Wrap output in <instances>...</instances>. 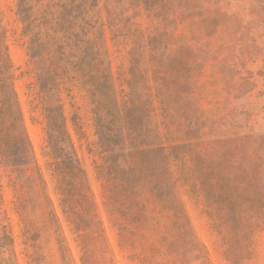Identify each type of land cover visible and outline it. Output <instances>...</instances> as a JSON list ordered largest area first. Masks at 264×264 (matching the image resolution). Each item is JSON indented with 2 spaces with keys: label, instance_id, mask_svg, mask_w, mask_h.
<instances>
[{
  "label": "rangeland",
  "instance_id": "rangeland-1",
  "mask_svg": "<svg viewBox=\"0 0 264 264\" xmlns=\"http://www.w3.org/2000/svg\"><path fill=\"white\" fill-rule=\"evenodd\" d=\"M19 1L0 0L1 52L34 160L22 176L0 163V228L17 264H264V0H26L28 24L44 44L59 8L74 2L77 12L54 46L41 49L64 48L50 94L51 108L61 107L54 116L65 119L54 147L36 98L47 66L41 54L31 59ZM79 55L92 61L87 86L70 72ZM96 113L106 123L115 114L123 154L132 153L117 158L113 181L99 155ZM11 140L5 149L15 153ZM129 159L133 188L123 174ZM68 160L86 178L84 239L60 208L53 166L68 169ZM19 202L34 225L28 238Z\"/></svg>",
  "mask_w": 264,
  "mask_h": 264
},
{
  "label": "trees",
  "instance_id": "trees-1",
  "mask_svg": "<svg viewBox=\"0 0 264 264\" xmlns=\"http://www.w3.org/2000/svg\"><path fill=\"white\" fill-rule=\"evenodd\" d=\"M71 9L67 10V8H59L58 19L52 24L50 29L49 27H45V32L47 37L50 36V39L47 43H42L38 34L40 32H36L37 28L34 26L33 22L28 24L30 20L29 9H27L26 0H20L18 4V15L21 17L22 24H27V29L31 30V59L32 61H36L43 56V64L47 66L46 70H41L39 75L37 76V87H38V98L40 100V105H42L47 119V132H48V142L49 145L55 146L56 141L54 139V134L58 133L57 131V120L60 122V126L65 128V119L62 114H59L58 117L54 116V111H60L61 107L51 108V99L50 94L52 90L59 81L61 80L62 74L61 67L59 63L56 61H60L63 59V46H58L55 49V52H51L49 49L44 50L45 45L51 44L54 46V41L60 36L61 30L65 27L68 21L71 20L72 16L77 14L74 8V2L70 4ZM79 10V16L82 17L83 12L80 6L77 7ZM61 18V19H60ZM64 19L63 22L62 20ZM82 19V18H81ZM50 30V31H49ZM88 30V27L85 25L83 27V31ZM27 32V33H29ZM50 32L54 34L51 35ZM67 33V32H66ZM65 33V34H66ZM87 32L83 37L86 38ZM69 36V34H67ZM67 37H64L66 39ZM86 46V42L84 38H82L78 42L79 53ZM62 47V48H61ZM39 55H37L38 53ZM45 52V53H44ZM44 54V55H43ZM75 57V56H74ZM77 57V56H76ZM75 57V58H76ZM79 62L74 64L71 71L72 73H77L79 75V79L77 81L81 82V85L87 86L89 84V80H93L91 75V71L87 69V66L92 64L91 59L84 55H79ZM73 65V64H72ZM86 66V67H85ZM11 64L10 60L4 51V54L1 52V44H0V163L8 164L15 169L16 172L21 174V176L28 171L27 169L22 170L23 167H27L28 165L34 163L30 144L28 142V138L23 126V118L20 111V104L17 98V94L14 90L13 85V76L11 75ZM74 80V78L72 79ZM96 121V135L99 139V155L104 159L106 164V170L108 171L107 175L111 177V169L112 166L117 162V158H130L132 153H128V155H124V151L126 150L125 145V135L121 127L116 125L117 117L115 114H109L108 117L111 118L109 123H106L104 117L99 115V113L95 114ZM106 117V118H108ZM130 137V135L128 136ZM127 137V138H128ZM9 139L11 141H16L18 144V149L15 153L11 151H7L5 149L6 142ZM57 139V138H56ZM118 149V150H117ZM123 154V155H122ZM116 157V158H115ZM111 159H114V162H111ZM116 160V161H115ZM68 169H63L62 164H54V176L57 182V192L60 196V208L62 215L66 218V220H75L76 225V233L78 234L79 239H84V235L81 234L83 232L80 229V224L83 221V217H86L87 213L84 210V206L89 203V198L87 195L86 189V178L82 169L78 166L79 164H75L72 160H68ZM124 176L127 178L128 186H135L132 181V176L136 174V166L130 161H127L126 169L123 171ZM109 181H113V178ZM40 196L37 201H39ZM39 206L35 205L34 207ZM136 209L139 210L140 214L146 213V208L139 207V204L134 201L133 204ZM25 206H21L20 202L17 205V209L20 212L21 221L23 224L24 235L28 238L30 237L33 231V224L27 220V215L25 214ZM132 209L129 210V213ZM51 219L54 223H58L55 215H51ZM137 224V223H134ZM45 226V225H44ZM42 227L41 231H45L47 228ZM130 225L124 226L123 229H126ZM124 231V230H123ZM31 240V239H30ZM33 241V240H32ZM34 242V241H33ZM85 259L88 254V247L83 245ZM150 253H154L153 251ZM84 259V257H83ZM87 260V261H86ZM86 264H96L95 262H91L86 259ZM84 263V261H83ZM0 264H17V261L14 257L13 252V241L10 235L5 231L4 228H0Z\"/></svg>",
  "mask_w": 264,
  "mask_h": 264
}]
</instances>
